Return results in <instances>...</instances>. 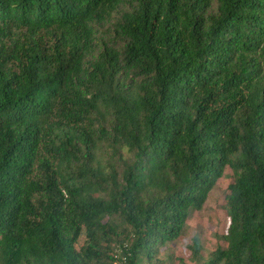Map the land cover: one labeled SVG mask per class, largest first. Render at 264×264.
I'll list each match as a JSON object with an SVG mask.
<instances>
[{
  "label": "trees",
  "instance_id": "obj_1",
  "mask_svg": "<svg viewBox=\"0 0 264 264\" xmlns=\"http://www.w3.org/2000/svg\"><path fill=\"white\" fill-rule=\"evenodd\" d=\"M227 167L264 264V0H0V264H164Z\"/></svg>",
  "mask_w": 264,
  "mask_h": 264
},
{
  "label": "rangeland",
  "instance_id": "obj_2",
  "mask_svg": "<svg viewBox=\"0 0 264 264\" xmlns=\"http://www.w3.org/2000/svg\"><path fill=\"white\" fill-rule=\"evenodd\" d=\"M106 32V28L100 27L96 32V37H105L108 35ZM104 152L105 150L99 152L102 159ZM232 178L231 169L225 168L222 177L210 191L202 208L190 212L182 234L178 239L167 244L159 260H163L164 264H202L213 250L217 247H224L223 234L229 224L224 207V197ZM194 237L200 245L198 256H193L190 250Z\"/></svg>",
  "mask_w": 264,
  "mask_h": 264
},
{
  "label": "built area",
  "instance_id": "obj_3",
  "mask_svg": "<svg viewBox=\"0 0 264 264\" xmlns=\"http://www.w3.org/2000/svg\"><path fill=\"white\" fill-rule=\"evenodd\" d=\"M113 264H127L126 256L122 251L118 252Z\"/></svg>",
  "mask_w": 264,
  "mask_h": 264
}]
</instances>
